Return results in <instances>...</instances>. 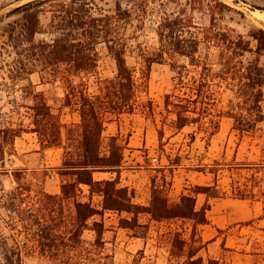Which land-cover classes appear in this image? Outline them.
Instances as JSON below:
<instances>
[{
  "label": "trees",
  "instance_id": "1",
  "mask_svg": "<svg viewBox=\"0 0 264 264\" xmlns=\"http://www.w3.org/2000/svg\"><path fill=\"white\" fill-rule=\"evenodd\" d=\"M123 1L115 0L110 13H95V0H31L10 11L22 15L19 22L10 25L8 33L16 54L7 64L13 77L28 79L39 72L43 78L60 77L72 83L76 76L97 74L100 46L113 58L117 70L112 78L101 80L99 94L91 95L84 89L80 99L73 103L67 93V106L76 107L81 117L79 123H63L43 93L32 87L26 89L28 98L33 100L28 106L32 111L29 125L19 123L17 127H5L1 133L4 138L10 133L15 139L23 132H35L43 148L63 149L59 174L68 178L62 181L60 193H50L28 179L24 168L0 169V176L11 173L16 183L7 189L0 177V264H24V256L31 254L44 256L51 264H116L105 237L109 228L104 217L109 211L132 214L130 219H120L121 227L148 231L150 226L139 222L141 213L160 223L192 220L190 237L178 229H158L157 238L168 246L167 264H207L199 255L204 242L198 234V226L208 223L207 207L196 210L195 195L220 197L224 191L196 185L192 193L182 194L174 202L166 184H153L149 205L135 202L134 190L122 186L120 181L127 141L122 142L120 134L111 135L104 151V132L112 121L108 115L137 108L139 90L133 69L127 63V53L130 41L138 36L137 29H145L146 18L152 12L158 16L154 31L159 46L153 51L140 47L147 67L167 58L188 61L179 65L183 71L178 77V84L188 91L165 95L166 111L174 115L170 127L178 131L198 124L214 135L220 126L217 116H221L212 114L215 86L226 85L234 93L226 111L234 120L233 129L241 136L255 130L264 121V28L251 23L244 34L228 25L238 16L245 18V13L225 0H158L157 7H150L157 0H127L125 5ZM46 4L49 9H44ZM255 9L263 10L253 6L252 10ZM44 11L52 13V42L36 39L43 32L40 15ZM197 12L207 15L208 22L196 21ZM129 26H135V31L128 33ZM202 44L208 50H217L213 61L210 52L204 59L200 56ZM248 53L254 56L250 58ZM189 65L199 77L195 74L186 82L184 71L191 73ZM144 107L152 110L153 103ZM163 136L160 131L161 140ZM3 146L0 144L2 162L6 153ZM97 171L116 176L96 179ZM233 193L239 198L255 195L241 185L233 186ZM145 258L140 250L132 264H155L144 262ZM208 264L219 262L211 258Z\"/></svg>",
  "mask_w": 264,
  "mask_h": 264
},
{
  "label": "rangeland",
  "instance_id": "2",
  "mask_svg": "<svg viewBox=\"0 0 264 264\" xmlns=\"http://www.w3.org/2000/svg\"><path fill=\"white\" fill-rule=\"evenodd\" d=\"M29 1L31 0H0V144L4 145L6 151L3 162L0 161V169L24 168L28 179L46 191H54L68 178L59 174L63 149L43 148L35 132H23L15 139L9 133L4 138L2 129L17 127L19 123L29 125L32 111L28 106L33 104L26 90L29 87L44 94L53 113L63 123L69 125L81 122L76 107L67 106V93H70L73 103L80 99L84 89L91 95L99 94L101 80L112 78L117 67L104 46H100L97 74L76 76L72 83H67L60 77L45 75L43 78V74L39 72L31 74L28 79L13 77L8 72L7 64L16 54L10 45L8 33L10 25H15V21L19 22L22 15L10 14V11ZM95 1L96 5H92L95 13H110L115 7V0ZM225 1L245 13V18L238 16L235 21H228V25L244 34L248 32L251 23L264 28V21L257 18L252 10L255 6L263 8L255 10L264 11V0H241L238 4L234 0ZM157 2L158 0L150 3V7H157ZM126 3L127 0H124L123 4ZM49 8V4L44 7ZM40 17L43 32L38 33L36 39L52 42L55 38V34L50 31L52 13L44 11ZM157 19L156 13L151 12L146 18L145 29H137V38L130 41L127 63L137 80V108L133 112L108 115L112 119V123L109 122L112 125H107L104 132V151L108 149L111 135L120 134L122 142L127 141L124 152L128 160L125 161L126 171L121 172L120 181L122 186L134 190V201L137 203L149 205L153 184H166L167 192L174 202L179 201L182 194L192 193L196 185L211 186L213 189L217 187L224 191L220 197L209 196L207 193L195 195L196 210L207 207L208 219L207 224L198 226V234L204 242L199 255L204 257L207 264L211 258L219 264H264V121L244 136L234 130V120L226 114L234 93L223 85L215 86L212 114L221 116H217L220 126L214 135L200 129L198 124L187 125L178 131L171 128L169 121L174 115L166 111L165 95L172 92L184 94L188 91L178 84L179 72L183 71L179 65L188 64V61L181 57L176 60L167 58L147 67L140 56V47L153 51L159 46L154 31ZM196 21L207 23L208 17L197 12ZM136 24L135 20L134 25ZM135 26H129L128 33L134 32ZM252 44L256 46V41L253 40ZM209 52L210 60L213 61L217 50H208L202 44L200 56L204 59ZM247 55L250 58L254 56L250 53ZM176 62L177 65H174ZM261 63L264 66V54L261 55ZM188 67L191 73L184 71L186 82L197 74L191 65ZM197 76L199 77L198 74ZM150 102L153 103L152 110L144 107ZM160 131L164 134L162 140L159 137ZM213 168L217 171L212 172ZM106 175L116 176V173ZM0 177L7 189L16 185L11 173ZM236 185L253 191L255 195L237 197L233 193V186ZM208 191L210 193L212 189ZM131 217L132 214L112 211L107 212L104 217L109 228L105 237L109 241L108 246L113 251L116 264H132L140 250L146 255L144 262L167 264L168 246L157 238L158 229L162 232L178 229L186 233L187 237L191 236L192 220L174 219L160 223L152 220L149 214L141 213L139 222L149 225V231L146 228L120 226L121 218ZM23 260L24 264H51L49 259L38 254L25 255Z\"/></svg>",
  "mask_w": 264,
  "mask_h": 264
},
{
  "label": "crops",
  "instance_id": "3",
  "mask_svg": "<svg viewBox=\"0 0 264 264\" xmlns=\"http://www.w3.org/2000/svg\"><path fill=\"white\" fill-rule=\"evenodd\" d=\"M110 123H112V122H110ZM110 123H108L107 125H112ZM127 160H128V158L125 157V161H127ZM125 167L126 166H123V168H122L123 170L121 172L126 171V169H124ZM109 173L111 174V172H101V171H97V172L94 173V176H95L96 179H109V178L113 177V175H111V176H107L106 175V174H109ZM48 192H50V193H60L61 192V186H57L54 191H48Z\"/></svg>",
  "mask_w": 264,
  "mask_h": 264
},
{
  "label": "bare ground",
  "instance_id": "4",
  "mask_svg": "<svg viewBox=\"0 0 264 264\" xmlns=\"http://www.w3.org/2000/svg\"><path fill=\"white\" fill-rule=\"evenodd\" d=\"M254 15L264 21V11L254 10Z\"/></svg>",
  "mask_w": 264,
  "mask_h": 264
}]
</instances>
